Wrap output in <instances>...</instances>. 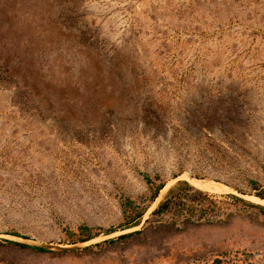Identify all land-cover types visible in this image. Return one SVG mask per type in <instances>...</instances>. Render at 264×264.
I'll use <instances>...</instances> for the list:
<instances>
[{"label": "rangeland", "instance_id": "374dc122", "mask_svg": "<svg viewBox=\"0 0 264 264\" xmlns=\"http://www.w3.org/2000/svg\"><path fill=\"white\" fill-rule=\"evenodd\" d=\"M261 191L264 0H0V264H264Z\"/></svg>", "mask_w": 264, "mask_h": 264}, {"label": "trees", "instance_id": "16d2710c", "mask_svg": "<svg viewBox=\"0 0 264 264\" xmlns=\"http://www.w3.org/2000/svg\"><path fill=\"white\" fill-rule=\"evenodd\" d=\"M149 180V179H148ZM253 185H256V183H252ZM185 186H189L187 185V183H184ZM164 188V185H161L157 188L156 190V193H155V198L157 197V195L159 194V192ZM199 196H202V197H206L205 195H203L202 193H198ZM260 200L264 201V191H261V193H258V195H256ZM235 199V197H233ZM236 200V199H235ZM88 229L83 227V228H80V231L81 232H84V231H87ZM14 236H18V235H14ZM37 250L41 251V252H46V249H43V248H36Z\"/></svg>", "mask_w": 264, "mask_h": 264}]
</instances>
